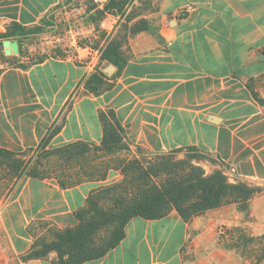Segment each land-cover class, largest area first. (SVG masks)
Here are the masks:
<instances>
[{
  "label": "crops",
  "instance_id": "crops-1",
  "mask_svg": "<svg viewBox=\"0 0 264 264\" xmlns=\"http://www.w3.org/2000/svg\"><path fill=\"white\" fill-rule=\"evenodd\" d=\"M190 4L195 10L184 13ZM104 7L0 0V33L12 23L28 29L3 40L0 150L107 148L102 115L113 111L128 147L121 151L141 157L192 148L206 156L195 163L207 173L229 171L230 182L264 189V0H131L123 16L97 18ZM68 8L85 19L79 45L48 40ZM141 19L160 37L127 28ZM113 40L121 66L91 92L86 82L107 64L101 55ZM117 176L65 184L25 173L11 192L0 190V241L26 256L78 226L93 191ZM236 227L264 234V191L247 211L232 203L189 221L175 209L158 219L134 217L116 247L82 264H254L222 244ZM32 263L62 264L57 251L24 261Z\"/></svg>",
  "mask_w": 264,
  "mask_h": 264
},
{
  "label": "trees",
  "instance_id": "trees-1",
  "mask_svg": "<svg viewBox=\"0 0 264 264\" xmlns=\"http://www.w3.org/2000/svg\"><path fill=\"white\" fill-rule=\"evenodd\" d=\"M130 3L131 0H108L104 9L96 12V16L101 18L106 13L123 16ZM127 28L133 34L148 31L160 37L159 31L146 19H141ZM27 33L26 27L12 23L5 32L0 33V47L2 48L4 39ZM101 59L120 67V44L116 40L111 41L103 50ZM105 77L106 73L98 69L88 78L86 87L91 92L99 93L105 83ZM102 120L105 127L103 144L128 148L120 143L123 140L124 128L116 119L115 113L110 111L108 114H103ZM44 146L45 144H42V147ZM190 150L193 151V155L189 159L173 161L163 158L146 168L139 159L130 161L123 167L126 179L133 171L137 172V176L130 180L128 185L130 187H126L117 197L118 209L108 210L100 207L91 194L87 207L78 213L81 219L78 226L57 232L53 241L43 243L28 253L25 259L41 258L52 251H57L60 263L82 264L88 260L102 258L109 250L116 247L125 237L126 224L134 217L158 219L175 209L184 220L189 221L194 216L232 203H236L240 210L247 211L251 199L264 191L261 187L245 182H230L225 172L220 169L207 173L203 166L195 163V160L205 159L206 156L194 151L195 149L190 148ZM16 154L6 149L0 150V166L19 164L20 167L22 161L9 162ZM28 174L41 175L36 169L30 170ZM153 178H162V180L152 183ZM138 179L141 182L135 184ZM103 229H108V234L103 240L98 241L97 236ZM237 229L240 240H237V236H233L224 245L230 249L241 247L243 257L249 258L254 264H260L264 260V234L252 236L241 227H236L233 231ZM255 242L259 245H254Z\"/></svg>",
  "mask_w": 264,
  "mask_h": 264
},
{
  "label": "rangeland",
  "instance_id": "rangeland-1",
  "mask_svg": "<svg viewBox=\"0 0 264 264\" xmlns=\"http://www.w3.org/2000/svg\"><path fill=\"white\" fill-rule=\"evenodd\" d=\"M90 1L96 3L95 0ZM49 31L51 30H45L44 32ZM69 41L70 35L67 34L65 41H62L61 45L64 46ZM37 42L42 41L39 38ZM15 48H17V45H15ZM39 57L32 58L31 62L37 60ZM7 61L8 58L3 54L0 47V62L5 63ZM191 155H193V152L177 151L160 155L136 157L130 155L128 152L121 151L119 145H112L101 149L71 147L64 150H48L42 147L17 153L9 160L11 163H21L22 161L20 167H18L19 164H15V166L7 164L0 166V190L2 192H11L18 179L25 173L28 174L32 169H36L43 176L56 177L65 184H74L83 180L106 179L109 173L113 171L118 176L97 187L93 191L92 196L97 200L100 207L108 210L118 209L119 201L117 197L124 192L126 187H130L128 186L130 180L137 176V172L133 171L130 173L129 178L126 179L123 167L127 163L139 159L144 163L143 165L146 168L156 163L159 159L165 158L179 161L189 159ZM161 180L162 178H153L151 182L158 183ZM140 182L138 179L135 184ZM238 231V229L234 230L231 233V237L227 238L222 244L228 243L229 239L233 236H237V240H240ZM107 234L108 229L101 230L97 236V240H103ZM254 245H259V243L255 242ZM235 250L240 254L243 253L241 247ZM244 258L249 259L247 257ZM24 261H26L25 256L16 255L6 243L0 241V264H24Z\"/></svg>",
  "mask_w": 264,
  "mask_h": 264
},
{
  "label": "built area",
  "instance_id": "built-area-1",
  "mask_svg": "<svg viewBox=\"0 0 264 264\" xmlns=\"http://www.w3.org/2000/svg\"><path fill=\"white\" fill-rule=\"evenodd\" d=\"M99 4H101L103 7L106 5L108 0H95ZM195 10L194 5H187L183 8L184 13H191ZM67 13L61 15V17L58 18V21L56 22V27L58 30H61L60 32L51 33V38L48 40H51L55 43H61L62 41H65L66 35H70V40L72 42H75L74 45H79L81 43V40L83 39V29L85 26L84 17L77 12L74 8H68L66 11ZM46 39V38H45ZM44 39H40L42 41ZM69 42H66V44H69ZM70 45V44H69ZM226 175L228 178H231L232 175L227 171Z\"/></svg>",
  "mask_w": 264,
  "mask_h": 264
},
{
  "label": "water",
  "instance_id": "water-1",
  "mask_svg": "<svg viewBox=\"0 0 264 264\" xmlns=\"http://www.w3.org/2000/svg\"><path fill=\"white\" fill-rule=\"evenodd\" d=\"M115 69L116 66L109 61L104 67H102V71L105 72L107 75H111ZM32 264H36V263H32Z\"/></svg>",
  "mask_w": 264,
  "mask_h": 264
}]
</instances>
